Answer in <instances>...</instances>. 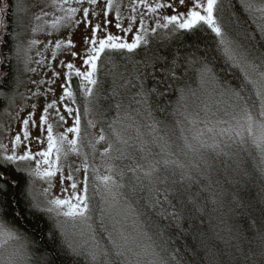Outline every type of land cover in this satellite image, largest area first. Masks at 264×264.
Instances as JSON below:
<instances>
[{
	"label": "snow or ice",
	"instance_id": "obj_1",
	"mask_svg": "<svg viewBox=\"0 0 264 264\" xmlns=\"http://www.w3.org/2000/svg\"><path fill=\"white\" fill-rule=\"evenodd\" d=\"M184 2L185 0H179L181 5ZM40 3L43 7L38 14H34L33 19L36 22L43 21V23H36L31 29L33 33L50 30L49 35H51L52 32H59L62 28L70 29L81 24L90 30V33L84 37L85 50L80 57L83 70L70 61L67 63L61 61V66L66 71L63 72L64 83L61 84L62 94L59 100L52 99L45 103L38 125L35 120L30 119L36 109V104H32L33 112L29 113L28 118L22 120L23 136L21 137L18 133L12 138L11 151L5 145L0 144V195H6L9 188L16 184V181L10 176L12 171L27 172L29 176L47 180L49 187L43 190L45 195L52 187L51 179L59 173L61 184L68 181L71 192H68L67 188H62V192L68 194L64 198H48L44 207L37 202L35 196H32L30 207L38 212L49 214L55 212L57 218L64 217L66 221L71 220L87 225L91 234L85 237L84 233H81L78 243L67 239L61 226V234L64 236L62 250L65 255L69 257L84 256L89 264H186L178 258L175 249L169 252L167 257L164 255L165 252H168L167 241L162 239L164 230L155 220H147L146 216H150L152 210L155 209L157 216H166L179 226L181 221L186 218V214L190 219L194 213L204 212V205L201 204L200 197L203 192L208 191V187L200 188L194 194L191 191L192 170L207 178L208 171L212 167L211 162L204 157L202 149L210 150L217 157L221 154L238 156L250 141L259 153L260 159L255 167L260 179L264 180V51L257 54L254 49L250 50L226 33L219 15L222 12L220 0H193L192 7L186 13L176 12L174 3L169 0H128L127 3H124V0H103V3L101 0H40ZM7 7L6 4L4 8H0V14L5 13ZM244 7L249 13H259L260 20L264 21V0H260L259 4H256L255 0H244ZM17 8L26 10L21 9L19 3ZM45 8L54 9L62 14L55 15L52 20H47L45 18L51 13L45 11ZM124 8L128 9L127 16L123 15ZM163 9H172L175 14L164 15L162 14ZM113 12L114 20L109 18ZM78 13L79 17H77ZM149 13L153 14L154 26L146 24ZM101 16L103 17L102 21L93 24V18L100 20ZM3 19L4 17L0 16V20ZM113 23L121 33L120 35L108 31ZM258 27L259 31L264 33V22ZM0 28L6 30L7 24L0 23ZM160 30L165 31L161 33ZM208 30L218 38V44L227 61L234 67L240 68L243 73V81L239 86L228 87L222 93V95L226 94L229 99L228 110L225 111L228 119H218L214 123L207 119L200 121L205 127L192 136V142L184 137V145L181 150H187L185 151L186 156L189 153L193 154L196 162L189 161L186 164L170 158L172 153L168 151L167 134H160L162 131L161 122L154 119L146 127L148 128L147 134L151 137V143L158 145L161 149L162 155L158 160L150 159L152 154L148 147L149 141L143 139L144 133L140 131L139 127L136 129L135 138L131 136L125 138L122 135V132L115 127L120 122L119 120H114L112 124L108 125L114 140L109 139L103 128L100 129L98 135L92 132L97 122L91 118H84L89 117L93 111L95 98L98 95L97 89L101 87L99 78L103 67L101 61L105 56L108 57L105 63L111 65L115 70L118 67L117 59L132 61L138 54V50L148 49L151 42L157 37L172 39L176 34L194 36L201 31ZM6 34V31L0 32V35ZM129 35H131L130 40L127 38ZM38 43L40 41L35 39L29 41V48ZM49 44L52 45L53 57L62 47L65 49L75 47L71 38L56 39L54 42L49 40L44 47L48 48ZM16 51L18 54L19 45H17ZM37 54L40 55V53ZM69 55L77 57L79 54L76 51H70ZM36 63L42 65L45 61L41 59ZM136 63L140 64L141 62L137 61ZM187 64L189 68L199 65L195 70L202 84L209 81L217 82L216 73L207 62L189 59ZM178 67L176 60L173 59L171 67L167 70V74L173 80L177 79ZM26 70L37 71L35 68H28L27 62ZM52 75L57 77L60 73L53 71ZM73 76L79 78L78 90L83 101L82 112L80 108H74L68 103V101H71L73 105L77 103V92L72 87ZM115 76L113 71L114 85ZM135 79L139 81L137 85H134L138 88L136 103L146 106L150 96L157 93V89L155 87L146 88L144 78L139 75ZM32 83L51 85L54 80L32 81ZM248 86L254 90L253 96L244 95ZM52 91L53 89L48 87L44 92H41L38 87L35 92L31 93V96H46ZM111 94L113 96L116 94L115 86L112 88ZM159 94L163 95V93ZM116 108L119 109L120 105L117 104ZM65 114L72 117V125L66 127L64 131L56 133L50 118L55 119L57 124L61 125L66 120ZM147 115L151 119L150 111L147 112ZM184 119L190 124L197 123L190 115H184ZM179 123L180 121H177V124ZM210 123H213L212 127H208ZM30 125L39 127L42 135L36 137V141L41 144L46 142L47 146L36 153H32L30 149L26 148L22 154H19L17 146L29 141L28 128ZM45 131L46 138L43 136ZM183 131L181 129L182 133ZM206 132L213 133L211 143L203 139ZM102 142H107V146L100 151L102 157H109L112 160H122L127 157L134 160L135 157L129 155L128 149L135 147L141 153V159L147 162V167L136 164L135 167L128 168V171L135 176L136 182L131 185L126 196L120 192V189L126 186L118 183L115 179L113 175L115 169L112 164L106 165L105 175H99L98 169L89 163V156L95 155L98 150L97 145ZM232 146L237 148L236 153L225 151ZM113 152L116 153L115 156L112 155ZM70 155L82 157V160L78 167L68 165V172L65 176L61 161ZM31 161H35V168L20 166ZM81 170L83 179L77 181L75 174ZM118 174L121 177L124 175L122 171ZM90 180L95 191L102 190L106 194L104 202L109 209L120 203L121 196H125L123 201L124 219L131 218V227L136 233L135 236L128 232L120 220H115L111 231L104 227L103 222L101 223V227H104L106 233V239L103 244L97 239L95 231L88 224L91 219L89 212L92 207L88 195ZM78 183L82 184L79 189ZM210 183L211 181H209ZM141 193H143L142 196ZM169 193L175 197L176 203L172 202ZM133 198L141 201V207H133V203L129 202ZM233 199L238 200V196L234 195ZM211 202H217L214 194L211 196ZM260 204L264 211V195L261 196ZM9 206H4L0 201V214L7 215ZM239 206L251 207L242 202ZM104 212L105 209L102 208V216ZM57 223L59 224V220ZM117 225L119 226L117 227ZM53 238H55V233H53ZM138 238L143 242H138ZM20 239L18 231L8 228L0 221V242L7 243L9 240ZM253 240L256 246L251 250V254L264 260V231L257 232ZM41 264H54V261L42 258ZM253 264H255V260Z\"/></svg>",
	"mask_w": 264,
	"mask_h": 264
},
{
	"label": "trees",
	"instance_id": "obj_2",
	"mask_svg": "<svg viewBox=\"0 0 264 264\" xmlns=\"http://www.w3.org/2000/svg\"><path fill=\"white\" fill-rule=\"evenodd\" d=\"M18 3L21 5V0H0V8L8 5L6 12L0 14L4 17L0 23L7 24L6 30L0 28V32L7 33L0 35V111L8 103L18 79L19 53L17 54L16 47L20 43L23 32ZM220 7L222 12L219 15L226 33L243 46L250 50L254 49L257 54L264 51L262 47L264 33H261L258 27L264 21L260 20L259 13H249L244 7V0H220ZM164 31L160 30L161 33ZM107 59L108 57L105 56L101 61L103 65L99 74L101 87L97 89L98 95L93 107L94 118L105 133L111 136L108 125L114 120L120 121L115 127L122 132V135H124L126 123L131 126L133 138L136 137V129L139 127L144 133L143 139L149 141L148 147L152 154L150 159L156 160L161 158V149L158 145L151 143L146 127L152 119L161 122L160 134H167L168 151L172 153L171 159H177L186 164L189 161L196 162L193 154L189 153L186 156L187 150H181L184 137L192 142L194 126L200 121L228 119L225 111L228 110L229 99L222 93L226 88H235L243 81L240 68L234 67L227 61L218 44V38L210 30L201 31L194 36L176 34L172 39L157 37L148 49L138 50V54L132 61L117 59L118 67L115 70L105 63ZM173 59L179 66L175 80L167 74ZM189 59L203 60L212 66L217 82L209 81L202 84L195 70L199 65L189 68L187 64ZM137 61L141 63L137 64ZM113 71L116 74L115 85ZM137 75L144 78L146 88L157 89V93L150 96L146 106L136 103L138 88L134 85L139 83L135 79ZM78 81V78L73 76L72 87L77 92L76 104L82 112L83 101L79 94ZM114 86L116 94L113 96L111 92ZM207 91L213 92L214 95L205 94ZM244 95H254L251 86L245 89ZM117 104L120 105L119 109L116 108ZM148 111L152 113L151 119L147 115ZM184 115H190L197 123H188ZM177 121L180 123L177 124ZM181 129L184 130L183 133ZM201 151L211 162L212 167L208 171L207 178L192 170L191 191L194 194L198 189L208 187V191L203 192L200 197L204 212L194 213L190 219L186 214V218L179 226L166 216H157L155 209L150 216H146L147 220H155L164 230L162 239L167 241L168 248V252L164 255L167 257L168 253L175 249L178 258L186 264H253L254 260L255 264H264V260L251 254V250L256 246L253 238L257 232L264 231V211L260 204L261 196L264 195L262 191L264 180L260 179L255 167L260 159L259 153L250 141L238 156L221 154L217 157L210 150L202 149ZM225 151L236 153L237 148L232 146ZM128 152L135 157L134 160L125 157L122 160H116L117 164H114L117 165L115 176H118L121 171L124 173L123 177L119 176L122 178L120 184L126 186L120 189L125 196L131 185L136 182L135 176L128 171V168L135 167L136 164L147 167V162L141 159V153L135 147ZM10 176L16 184L9 188L6 195H0L3 205H10L7 215L0 214V221L8 228L18 231L21 236L20 240H16L19 244L20 263L41 264L43 258L51 259L54 264H89L84 256L69 257L64 254L62 250L64 236L61 234V226L67 239L77 243L80 241L77 239L81 233H84L85 237L91 234L89 228L87 226L80 228L71 220L66 221L64 217L57 218L55 212L49 214L35 211L30 207L32 194L28 173L12 171ZM209 181H211L210 184ZM102 192V190L95 191L90 180L88 195L92 207L88 224L103 244L106 239L104 227L109 231L112 230L111 222L115 213L112 214L114 206L109 209L105 204L106 196ZM213 194L216 203L211 202ZM169 195L172 197V202L176 203L175 197L171 193ZM234 195L238 196V200L233 199ZM125 196L119 198L120 208H123ZM129 202L133 203V207H141V201L137 198ZM241 202L251 207L239 206ZM102 208L105 209L103 216ZM117 215L118 220L121 221V215L118 212ZM102 222L104 227H101ZM127 227H129L128 223ZM82 229L85 231L79 233L78 230ZM128 232L133 235L132 227L128 229ZM2 264H5V261Z\"/></svg>",
	"mask_w": 264,
	"mask_h": 264
},
{
	"label": "rangeland",
	"instance_id": "obj_3",
	"mask_svg": "<svg viewBox=\"0 0 264 264\" xmlns=\"http://www.w3.org/2000/svg\"><path fill=\"white\" fill-rule=\"evenodd\" d=\"M103 3V0H101ZM128 0H124V3H127ZM169 2L174 3L175 11L176 12H184L186 13L189 8L193 5V0H185L184 4H179V0H169ZM256 4H259L260 1H255ZM35 5V6H33ZM73 6H75L73 4ZM87 6V5H84ZM21 9L26 10H20L21 11V17H22V23H23V32L20 37V43H19V58H18V79L17 84L15 86V89L8 101V103L4 106V108L0 111V144L5 145L9 151H11V140L15 137L16 134H20L21 137L23 136V125L22 120L24 118L29 117V113L33 112V109L31 107L32 104H36V109L34 112V115L30 118L32 120H35L37 122V125L39 124V117L41 113L43 112V107L46 102H50L52 99L59 100L60 95L62 94L61 84L64 83L63 78V72L66 71V69L62 68L61 61L67 63L72 62L75 64L76 67L81 68L83 70L82 65V59L80 58L85 50L84 45V37L90 33L89 29H86L83 24L79 25L78 27H73L70 29L62 28L59 32H52L51 35H49L50 30H45L43 32H35L33 33L31 31L32 27L36 23H43V21L36 22L34 21L33 17L34 14H38L40 9L43 7V5L40 3V0H21ZM45 11H48L51 13L50 16L46 17L47 20L54 19L55 15H60L62 13L57 12L54 9L51 8H45ZM123 15H128V9L124 8L122 10ZM162 14L164 15H171L175 14L172 9H163ZM79 13L77 14V17H79ZM110 19L114 20V12L109 17ZM103 17H100V20H97L93 18V24L101 22ZM146 24L147 25H153L154 26V18L153 14L149 13L148 17L146 18ZM108 31L120 35L121 33L119 30H117L114 26V23L108 28ZM68 38H71L73 41V44L75 45L72 49H65L61 48V50L57 51V54L55 57L52 56V45L49 44L48 48H45L44 45L48 43L49 40H52L53 42L56 39H64L67 40ZM129 40L131 39V35L127 37ZM38 40L40 43L33 45L31 48H29V41L31 40ZM70 51H76L79 55L77 57H72L69 55ZM37 53H40L38 55ZM43 59L45 61L44 64H37V60ZM30 61V62H29ZM26 62L28 68H35L37 69L36 72H31L26 70ZM53 71L60 73L59 76L53 77L52 73ZM78 78V77H76ZM54 80V83L51 85H48L47 83L44 84H33L32 81H41V80ZM79 80V78H78ZM79 82V81H78ZM39 87L41 92H44L45 89L48 87H51L53 89L52 92L45 95H40L37 97H32L31 93L35 92L37 88ZM205 94L213 96V92H205ZM209 96V97H210ZM69 105L77 108V104L73 105L71 101H68ZM95 107V104L93 105ZM62 109V105H61ZM18 114V115H17ZM66 120L63 124L58 125L57 121L55 119L50 118V122L54 125V131L56 133L64 131L66 127H70L72 125V117L67 116L65 114ZM91 118L94 119L93 111L90 114L89 117H86L84 119ZM96 121V120H95ZM216 121V120H215ZM215 121H212L213 123ZM97 122V121H96ZM213 123L208 124V127H212ZM125 131H124V137L127 138L129 136L132 137V130L131 126L126 123L124 125ZM205 125L203 123H198L194 126V130L192 132V136L200 129H203ZM101 127L96 123L95 129L92 130V132L96 135L99 134ZM29 131V141H25L17 146V152L19 154H22L23 151L28 148L32 153H36L41 151L42 149L46 148V142L41 144L36 141V137L41 136V132L39 127H32L31 125L28 128ZM107 135V133H105ZM71 136V134H69ZM43 136L46 138V131L43 133ZM109 139L114 140V137L111 135H107ZM213 133H205V136L203 139L207 141L208 143L212 142ZM192 139V137H191ZM130 143H132L130 141ZM107 146V142H102L99 145H97V151L94 156H89V163L96 167L98 169L99 175H105L106 174V165L114 164L116 163V160H112L109 157H102L100 155V151L103 150L104 147ZM129 148L128 150H130ZM113 156L116 155L115 152L112 153ZM82 157H77L75 155H70L67 159H62L61 163L63 165V170L65 176L68 172V165H72L73 167H78L81 164ZM23 168H35V161L26 162L24 164L20 165ZM119 169V168H118ZM117 170V167H116ZM113 175L115 176V171L113 172ZM75 177L77 181H82L83 179V171L76 173ZM115 179L118 183H120L122 178L118 175L115 176ZM29 185H30V191L32 196L36 197L37 202L41 204L42 207L46 206V200L51 197H60L64 198L68 193L62 192V188H67L68 192H71V189L68 187L69 182L65 181L63 184H61V179L59 173L51 179L52 187L47 195L44 194L43 190L45 188L49 187V183L47 180L29 176ZM78 189L82 187V184L78 183L77 185ZM104 193V192H102ZM105 194V193H104ZM106 196V194H105ZM110 199V198H109ZM123 205V203H122ZM121 206V205H120ZM118 204L114 205V212L115 217H112L111 225L113 227V223L115 220H118L117 212L121 215L122 220L121 222L125 225V227L128 229L131 228L132 220L129 217L128 219H124V207L120 208ZM73 222V221H72ZM127 223L128 226L127 227ZM73 224L79 225L80 228L86 227L87 225L80 224L79 222H73ZM110 225V226H111ZM78 227V228H79ZM73 230V228H72ZM76 229H74L75 231ZM79 233L82 231L84 232L85 229L78 230ZM136 233H133V236H135ZM77 237V236H76ZM79 237V238H78ZM78 239H81V235H78ZM76 240V239H75ZM138 242H143L142 240H139ZM19 244L16 240H9L7 243L0 242V264H2L5 261V264H21L19 260V252H18ZM8 262V263H7Z\"/></svg>",
	"mask_w": 264,
	"mask_h": 264
}]
</instances>
